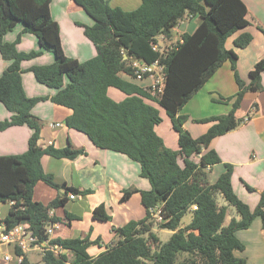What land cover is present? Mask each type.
Masks as SVG:
<instances>
[{
    "label": "trees",
    "instance_id": "obj_1",
    "mask_svg": "<svg viewBox=\"0 0 264 264\" xmlns=\"http://www.w3.org/2000/svg\"><path fill=\"white\" fill-rule=\"evenodd\" d=\"M73 1L93 21H76L96 48L95 56L84 61L64 53L59 25L50 14L51 0H0V55L8 61L0 74V103L9 112L0 120V131L18 125L30 129L25 151L0 155V202L11 203L4 225L11 228L27 223L36 243L43 245L48 240L62 250H46L41 255L43 264H245L243 257L234 255V251L244 249L235 232L248 228L255 217L260 218L264 228V192L251 209L232 188L230 163H224V171L214 182L208 179L209 168L221 161L217 152L209 148L211 140L243 121L235 116V111L245 92L264 91V60L249 71L250 79L245 83L237 73L236 56L225 47L228 37L249 24L245 4L242 0H140L136 8L123 10L110 6L106 0ZM194 16L198 17L195 29L182 33L164 55L152 49L158 36L169 39L181 20ZM18 22L23 24V32L35 35L41 48L54 55L52 63L28 69L38 82L56 89L51 96H28L24 91L20 63L39 55L41 50H17L20 34L12 42L3 40ZM258 29L264 35V28ZM251 40V33L243 31L233 37L232 45L243 48ZM136 59L146 63L159 60L163 65L164 86L160 94L151 95L123 78L121 74L134 79L131 62ZM224 61L230 62L237 85L233 95L222 97L224 102H231V107L225 114L193 119L210 123L206 131L193 137L183 126L187 115L180 110ZM109 88L124 97L113 99ZM46 99L71 109L65 119L67 127L87 135L96 147L123 153L137 162L140 176L150 183V189L138 191L145 211L143 217L113 227L116 239L96 255L88 252L92 241L87 235L50 238L46 232L49 225L60 220L50 210L61 206L68 193L91 192L57 184L42 168L44 154L73 159L85 152L71 145H39L41 122L32 108ZM160 109L177 135L176 149L166 146L155 130L162 122ZM39 180L59 191L47 204L33 199V188ZM245 186L252 190L246 183ZM132 193L133 189H123L119 202L126 201ZM152 207L159 209L162 221L152 218ZM230 207L237 218L230 215ZM187 212L191 219L180 226ZM64 215L76 218L66 211ZM93 216L110 220L103 203ZM154 224L171 231L166 241L159 240ZM63 251L71 252L72 259L68 260ZM15 252L23 256L20 264H30L21 249Z\"/></svg>",
    "mask_w": 264,
    "mask_h": 264
},
{
    "label": "crops",
    "instance_id": "obj_2",
    "mask_svg": "<svg viewBox=\"0 0 264 264\" xmlns=\"http://www.w3.org/2000/svg\"><path fill=\"white\" fill-rule=\"evenodd\" d=\"M106 1L110 6H118L123 10H132L140 4V0ZM242 1L247 9L246 19L249 24L228 37L225 47L231 49L236 56L237 73L245 83H248L249 71L256 63L264 60V35L258 29V27L264 28V0ZM50 14L59 25L62 49L68 57L84 61L95 56L94 44L84 35L83 27L76 23V21L83 24L93 22L92 18L80 6L73 0H51ZM197 23V16L184 18L172 29L170 38L180 39L182 33L192 32ZM22 28L23 24L18 22L12 30L3 36V40L12 42L20 34V40L16 43L17 50L23 52L41 50L39 55L20 63L24 91L28 96H51L56 92V89L38 82L28 69L33 65L52 63L54 55L52 52L42 49L36 36L23 32ZM243 31L250 32L252 40L247 46L237 48L232 45V39L236 34ZM169 39L160 35L157 37V43L163 45L169 43L171 41ZM7 64L8 61L2 59L0 55V74ZM121 75L143 88L151 82L149 77L137 80L124 74ZM261 83L264 85V71L261 73ZM207 85L208 87L201 98L212 104L214 103L213 95H218L220 97L219 102L224 106L222 112L201 115L194 113V110H186L193 98ZM236 90L237 85L230 62L224 61L181 108L180 113L187 115L183 124L184 128L193 137L202 134L210 123H198L194 122L193 119L227 113L231 107V102L224 103L222 97L233 95ZM108 94L115 100L124 97L123 93L114 88H109ZM32 113L41 122L38 140L40 146L45 147L51 144L54 147L62 148L71 145L85 151L84 154L73 159L56 158L44 154L41 157V165L44 171L51 174L57 184L65 183L67 186L75 187L78 190H91L87 194H79L75 199H69L66 195L61 206L50 210V214L60 220L52 226L49 237L83 238L87 235L92 241L88 252L91 255H96L116 239L112 231L113 227L122 226L131 219L143 217L145 211L140 203L138 191L150 189V183L146 178L140 176V167L137 162L123 153L98 148L87 135L67 127L65 119L71 114L70 108L46 99L37 102L32 108ZM8 115L9 112L0 103V120L8 117ZM235 116L243 118V121L235 129L214 137L209 144V148H213L217 152L221 161L209 168L208 179L210 182H214L218 175L224 171V163H230L233 167L232 188L237 196L252 209L257 204L260 194L264 192V91L245 92L240 106L235 111ZM53 123L60 125L53 126ZM159 125L155 127L157 134L163 138L166 146L176 149V133L173 131L174 134L167 139L158 130ZM29 134L30 129L25 125L10 126L0 131V155L18 154L25 151ZM245 183L252 187V190L247 189ZM127 188L133 189V193L126 201L119 202L122 190ZM58 192L57 189L39 180L33 188L32 196L34 200L47 204ZM101 203L104 205L106 214L110 216V220L93 216L95 209ZM10 206L11 203L9 202H0V224L3 223ZM65 211L75 215L76 218L65 217ZM229 211L231 216L238 217L231 209ZM103 223L106 225H101ZM235 234L244 244V249L234 251V255L243 257L245 264H264V228L261 226L260 218L255 217L248 228L237 230ZM11 251V246L0 245V264H15L14 258H11L10 261L3 259V256ZM28 253L26 256L29 260ZM29 262L36 264L30 260Z\"/></svg>",
    "mask_w": 264,
    "mask_h": 264
},
{
    "label": "built area",
    "instance_id": "obj_3",
    "mask_svg": "<svg viewBox=\"0 0 264 264\" xmlns=\"http://www.w3.org/2000/svg\"><path fill=\"white\" fill-rule=\"evenodd\" d=\"M174 44V43H173ZM172 43H165L159 45L157 42L151 44L153 50L158 51L161 55H164L166 51L173 45ZM131 66L134 68V79L142 80L145 77L151 79L150 84L145 87V89L151 95H158L161 93L164 86V72L163 65L159 60H154L151 63H146L141 60H133ZM247 117L245 118V120ZM53 126L60 125L59 123H53ZM67 196L69 199H75L78 195L74 193H68ZM151 216L156 221H162L161 216L159 215V209L152 207L149 209ZM55 223L47 227L46 232L50 234L52 232V226ZM11 246L12 251L9 254H5L3 259L5 261H10L11 258L15 259V264H20L23 256L21 254H16V249H21L25 254L32 251H40L43 254L46 250H51L55 253L62 252L57 245L49 244L48 240L44 242L43 245L36 243V238L32 234L27 223H18L11 228H6L4 223L0 224V245ZM65 254H68L69 251H63Z\"/></svg>",
    "mask_w": 264,
    "mask_h": 264
},
{
    "label": "rangeland",
    "instance_id": "obj_4",
    "mask_svg": "<svg viewBox=\"0 0 264 264\" xmlns=\"http://www.w3.org/2000/svg\"><path fill=\"white\" fill-rule=\"evenodd\" d=\"M169 40H171V41H169V43L173 44V43H175L177 41V38L176 37L175 38H170ZM207 87H208V85L205 88H203V90L201 92H199V94L195 98H193V100L188 104L189 106H187L186 110H189V109L190 110H194V113L201 114V115L209 114V113L218 114V113L222 112V110L224 109V106H223L222 103L219 102L220 97L218 95H213L214 103H212V104L206 102L205 99L201 98V95L204 94L203 92L205 91V89ZM194 101H195V103H194ZM224 103H228V102H224ZM160 111H162L161 115H162L163 120L160 123V125L158 126V130L161 131L160 133H162V136H164L165 138L169 139V137H171V135H173L174 132L171 129L169 119L166 117L164 111L161 110V109H160ZM213 176H214V174H213ZM230 209L235 213L234 208L230 207ZM190 219H191V213L190 212L185 213L183 215V217L181 218L180 226L186 225L190 221ZM101 225H106V223L105 224L103 223ZM153 231L158 236V238H159V240L161 242L166 241L168 239V237L170 236V231L169 230L160 229L155 224H154V227H153ZM41 255L42 254H41L40 251H35V252H29L28 253L29 260L31 262L36 263V264H42ZM67 256H68V260H71L72 257H73L71 252H69L67 254ZM182 256H185V255L182 254Z\"/></svg>",
    "mask_w": 264,
    "mask_h": 264
}]
</instances>
